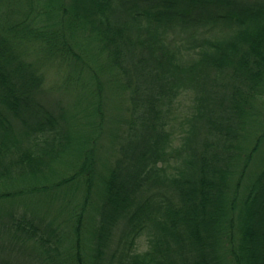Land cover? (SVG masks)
<instances>
[{"label": "trees", "instance_id": "obj_1", "mask_svg": "<svg viewBox=\"0 0 264 264\" xmlns=\"http://www.w3.org/2000/svg\"><path fill=\"white\" fill-rule=\"evenodd\" d=\"M170 21L221 30L181 62L158 32ZM38 54L71 68L75 116L44 102ZM186 81L199 96L172 147L164 112ZM107 100L139 128L101 170ZM263 101L264 0H0V264H264Z\"/></svg>", "mask_w": 264, "mask_h": 264}, {"label": "rangeland", "instance_id": "obj_2", "mask_svg": "<svg viewBox=\"0 0 264 264\" xmlns=\"http://www.w3.org/2000/svg\"><path fill=\"white\" fill-rule=\"evenodd\" d=\"M143 24L146 22L143 20ZM194 26L187 22H164L158 27V32L160 33L161 39L172 48V50H177L179 60L181 62H186L191 60L192 57L195 56V52L198 48L195 49V45L197 41L201 39H210L214 38L216 34H218L221 30V27H215L213 30L210 27L205 26L202 28L194 29ZM193 34V35H192ZM193 36V38H192ZM80 50V49H78ZM83 54L80 55L81 59H95L94 55L89 52L87 54L86 50L81 51ZM48 58V59H45ZM35 61H39L42 63L45 74L44 88L45 93L43 95V100L47 105H50L55 109H62L68 114H73V110L69 108L70 105H73L75 102V91L73 88L76 87V84L70 80L74 79L75 75L73 74L71 68L61 67L58 62H56L52 56L46 57L45 54H38L33 58ZM31 59V60H33ZM48 60V62H47ZM70 78V79H69ZM199 96L197 88L195 85H192L190 81L184 82L181 85V89H179L177 96L173 97L171 103L168 105L166 112H164V117L168 122L166 124L167 129L170 131V143L172 147L179 145L182 141V129L187 127L188 121L192 118L195 112V104L197 103L196 98ZM256 107L255 115L258 120V134H261L264 129V101L260 104L255 103ZM130 109V108H129ZM106 121L102 124V132L97 136L98 140H94V133L89 136V140L84 143L89 144L92 136V140H94L96 147L94 149V155L100 164L98 168L104 169L107 168L109 162H111L114 158L116 159L118 156L123 154V148L126 142L132 138V134L138 130L137 123V113L132 111L130 113L129 110L124 109V114L120 110L114 108L111 105L110 101L107 100L106 105L102 108L101 111ZM126 112H128L126 114ZM140 114V112H139ZM138 114V115H139ZM73 116H75L73 114ZM77 119V117H76ZM76 123V128L79 131V135L81 137H85L86 133L82 129L89 128V124L81 119L78 121L79 125ZM80 127V130L78 129ZM74 130V131H75ZM248 130V129H247ZM111 131V132H110ZM91 132V129H90ZM112 134V135H111ZM114 135V136H113ZM246 135V130L244 136ZM113 137V138H112ZM86 138V137H85ZM91 140V141H92ZM242 150L246 149L247 140L244 138L241 140ZM264 145V138H262L261 146L259 145V155L261 156V151ZM257 162V159H256ZM68 165H70L68 163ZM168 171H173V168L166 167ZM62 169L64 170L65 175H70V171L67 170L64 165H62ZM101 170L97 171L100 172ZM104 172V171H103ZM80 181V182H79ZM84 179L78 175L77 179L73 182L74 188L68 187L67 191L69 192V196H71L73 200V204L75 206L69 204L70 210L78 209V203L84 202L83 197L85 196V190H83ZM66 190V189H64ZM93 193V192H92ZM71 194V195H70ZM48 203H44L47 199L46 195L37 194L36 199L33 201L37 203L39 206L41 205V209L46 212L48 217L52 218L55 213L58 217V220H64L66 217V211L62 210L61 213L59 211V203L57 201L50 200V194L48 195ZM68 212V211H67ZM148 247V243L146 240L145 234L140 236L135 243V251L142 252L146 250Z\"/></svg>", "mask_w": 264, "mask_h": 264}]
</instances>
